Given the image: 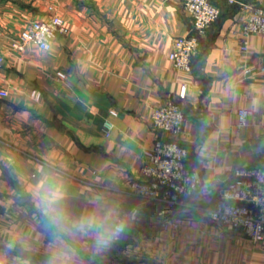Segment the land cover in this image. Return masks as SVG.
<instances>
[{"label": "crops", "instance_id": "0c3cea01", "mask_svg": "<svg viewBox=\"0 0 264 264\" xmlns=\"http://www.w3.org/2000/svg\"><path fill=\"white\" fill-rule=\"evenodd\" d=\"M210 1L222 12L184 72L169 58L177 37L195 34L182 0H0V264H48L57 231L39 204L51 185L68 226L126 216L124 234L103 250L95 228L62 235L70 264H264V242L203 210L234 170L264 167V36L241 48L242 5L264 0ZM52 15L69 33L50 50L13 48L25 26ZM169 102L184 112L179 133L152 125L154 108ZM160 139L188 149L185 165L203 185L190 207L145 201L128 213L139 198L132 184L148 182L145 151Z\"/></svg>", "mask_w": 264, "mask_h": 264}, {"label": "built area", "instance_id": "2783aa9c", "mask_svg": "<svg viewBox=\"0 0 264 264\" xmlns=\"http://www.w3.org/2000/svg\"><path fill=\"white\" fill-rule=\"evenodd\" d=\"M235 4L238 0H226ZM190 13L195 34L183 35L174 40L169 55L173 66L180 71L192 70V59L198 53L200 37L219 18L221 10L210 0H182ZM246 15L241 34L242 51H248V37L254 34L264 36V8L252 3L242 5ZM69 33V26L60 16L52 15L48 19L33 21L19 33L13 48L23 51L28 43L50 50L54 40ZM4 57L0 47V66ZM186 88L182 89V96ZM249 111H239L238 127L248 123ZM153 127L165 133H179L185 122L180 106L169 102L155 107L151 116ZM114 128L110 121L105 123L106 135ZM188 149L177 142L158 140L151 149L145 151V163L141 174L148 182L132 184L133 194L146 202H158L176 207H190L203 185L201 174L196 168H188L185 160ZM205 214L214 222L220 223L228 231L241 230L251 240L264 242V167H243L234 170L230 181L220 194L213 207H204ZM126 216L119 217L117 223H125ZM176 224H172V236L175 237ZM125 232V231H124ZM122 233V235L124 234ZM121 235V236H122Z\"/></svg>", "mask_w": 264, "mask_h": 264}, {"label": "clouds", "instance_id": "9594fccd", "mask_svg": "<svg viewBox=\"0 0 264 264\" xmlns=\"http://www.w3.org/2000/svg\"><path fill=\"white\" fill-rule=\"evenodd\" d=\"M63 199L62 192L58 186H48L40 197L39 210L44 218L45 225L54 227L57 234L52 243V253L48 264H70L73 251L67 248L62 240V235L75 232L86 233L88 229L95 228V244L103 250L108 248L115 240L119 239L127 225L124 222L106 224L103 219H86L68 226L65 216L60 207Z\"/></svg>", "mask_w": 264, "mask_h": 264}, {"label": "water", "instance_id": "95a60500", "mask_svg": "<svg viewBox=\"0 0 264 264\" xmlns=\"http://www.w3.org/2000/svg\"><path fill=\"white\" fill-rule=\"evenodd\" d=\"M144 202H145V201H144L143 199H141V198L131 200V201L128 203V206H127V212H128V213H131L137 205L142 204V203H144Z\"/></svg>", "mask_w": 264, "mask_h": 264}, {"label": "rangeland", "instance_id": "374dc122", "mask_svg": "<svg viewBox=\"0 0 264 264\" xmlns=\"http://www.w3.org/2000/svg\"><path fill=\"white\" fill-rule=\"evenodd\" d=\"M225 228V227H224ZM234 231H237V230H234ZM244 233V232H243ZM250 239V238H249ZM253 241V240H252ZM253 242H255V241H253ZM262 242V241H261Z\"/></svg>", "mask_w": 264, "mask_h": 264}, {"label": "trees", "instance_id": "16d2710c", "mask_svg": "<svg viewBox=\"0 0 264 264\" xmlns=\"http://www.w3.org/2000/svg\"><path fill=\"white\" fill-rule=\"evenodd\" d=\"M226 1V0H225ZM220 10H221V8H220ZM221 12H222V10H221Z\"/></svg>", "mask_w": 264, "mask_h": 264}]
</instances>
